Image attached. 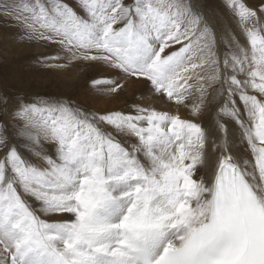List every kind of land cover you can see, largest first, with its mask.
Listing matches in <instances>:
<instances>
[{"label": "snow or ice", "instance_id": "6c2138e0", "mask_svg": "<svg viewBox=\"0 0 264 264\" xmlns=\"http://www.w3.org/2000/svg\"><path fill=\"white\" fill-rule=\"evenodd\" d=\"M223 7L246 42L226 25L221 53L202 0H0L21 41L57 47L38 63L147 92L0 95V264H264V0Z\"/></svg>", "mask_w": 264, "mask_h": 264}, {"label": "rangeland", "instance_id": "374dc122", "mask_svg": "<svg viewBox=\"0 0 264 264\" xmlns=\"http://www.w3.org/2000/svg\"><path fill=\"white\" fill-rule=\"evenodd\" d=\"M202 2L207 5V10L211 12L212 22L218 30L221 53L225 50V41L230 39L225 31L226 25L242 43L246 42L232 16L224 9L223 0H202ZM260 2L261 0H246L250 6H256ZM55 51H57L55 45L21 41L17 29L0 20V95L15 96L21 93L29 96L37 94L68 95L87 103L89 107L94 109H115L122 106L121 96L108 98L102 97L96 92L90 84L91 79L96 74L84 63L74 62L68 68L57 69L48 68L37 62V57L40 54H51ZM58 62L64 63L63 60ZM143 89L145 88H141V92ZM144 94L146 95V93ZM139 96L140 91L135 92L129 102L134 101ZM158 102L164 103L173 112L177 110L176 106L170 102L165 100ZM215 104L216 101L210 103L206 111L195 118L206 128H214L215 126ZM179 111L182 117L192 118L188 109L180 107ZM223 119L228 126H234V123L228 118Z\"/></svg>", "mask_w": 264, "mask_h": 264}, {"label": "bare ground", "instance_id": "6f19581e", "mask_svg": "<svg viewBox=\"0 0 264 264\" xmlns=\"http://www.w3.org/2000/svg\"><path fill=\"white\" fill-rule=\"evenodd\" d=\"M211 20L213 21L212 18H211ZM216 31H217V33H218L217 28H216ZM219 48H220V47H219ZM141 88H144V86H142V85H137L135 88H130V89L126 90L124 93H122V94H121V105H123V104L126 102V100L129 102V100L132 99L131 97H133V96H134V93L137 92V91H140V96H141V95H145L144 93H146V95H147V92H146V91L143 93V91L146 90V89H143V91L141 92ZM146 95H145V96H146ZM155 106H157V107L160 108L161 110H170V111H171V109H168V107H166V106L164 105V103H162V102H158V101H157L156 104H155ZM229 127H230V126H229ZM234 128H235V126H231V127H230V130H234Z\"/></svg>", "mask_w": 264, "mask_h": 264}]
</instances>
